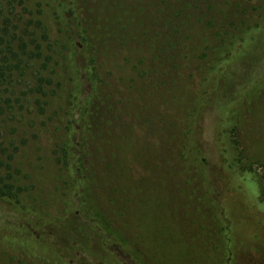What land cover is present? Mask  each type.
<instances>
[{
  "label": "trees",
  "instance_id": "trees-1",
  "mask_svg": "<svg viewBox=\"0 0 264 264\" xmlns=\"http://www.w3.org/2000/svg\"><path fill=\"white\" fill-rule=\"evenodd\" d=\"M97 1L0 0V131L7 134L8 126L18 131L23 122L27 127L28 104L50 112L46 130L67 178L60 198L40 204L15 163L26 142L15 138L0 142V264H143L132 244L111 230L98 205L89 152L106 145L112 125L109 118L119 114L113 132L121 129V138L107 145L121 151L125 159L133 136L125 130L129 124L121 121L123 115L133 114L138 121L145 110H156L159 103L158 87L142 78L148 76L144 61L154 66L163 61L168 28L176 13L193 14L188 2L186 9L162 0L161 8L152 11L155 20L140 23L130 41L107 28L114 32L120 51H139L145 59L141 65L127 60L128 69L114 78L121 68L116 70L100 55L105 36L92 23L88 7ZM262 30L264 17L249 19L244 26L234 24L201 55H195L187 42L169 43L174 52L166 69L179 67L189 81L180 84L175 95L183 102L189 122H182L171 150L177 148V167L189 196L209 210L218 224L227 264H236L241 257L248 264H264L263 245L240 250L242 240L236 238V230L243 226L236 217L240 210L255 218V234L264 229V176L253 169L249 158L244 161L237 134L251 103L247 105L235 92L242 85L248 89L249 78L230 98L215 94L224 73L260 38ZM29 71L36 73V79L28 78ZM260 79L261 86L251 98L264 89L263 74ZM117 100L124 114L118 112ZM240 195L244 201L238 202Z\"/></svg>",
  "mask_w": 264,
  "mask_h": 264
},
{
  "label": "rangeland",
  "instance_id": "rangeland-1",
  "mask_svg": "<svg viewBox=\"0 0 264 264\" xmlns=\"http://www.w3.org/2000/svg\"><path fill=\"white\" fill-rule=\"evenodd\" d=\"M162 2V0H99L88 6L91 10L92 23L105 36L101 43L100 55H105L103 60L115 66L116 70L121 68L114 78L121 76V73L128 69L125 66L128 61L141 65L143 57L139 51L135 54L120 51V46L113 40L114 32L107 28L117 30L116 35L125 36L130 41L140 23L144 21L148 24L150 20L151 22L155 20L151 17L152 11H158ZM187 2L190 3L189 11L193 16L176 13L174 23L168 28L170 35L168 33V44H165V52L161 54L163 61L161 58L160 63L154 66L152 62L143 60L148 76L145 77L143 74L142 78L144 83L151 84V87L156 89L158 87L159 103L156 110L151 109L150 112L145 110L138 121L133 114L128 118L126 115H123V118L121 116V121L129 124V127L127 125L125 128L126 132L133 136L131 147H126L125 159H121L123 156H120L121 151H114L112 145L108 146L113 138L117 137V140L114 139L115 142L121 138V129L113 132L120 122L119 114L112 113L109 118L112 125L107 129L109 138H106V145L101 149L93 147L89 152L91 157L88 162H94L89 167L95 175L93 184L96 187L98 205L111 230L132 244L143 264L228 262V256L224 257L225 243L218 224L213 223L214 219L209 210L200 207L189 196L185 181L177 167V148L171 150L177 142L182 122H189L184 115L183 102L175 97L180 84L189 81L187 74L179 67L169 71L166 69L171 63L168 56H172L174 52L170 49L169 43L179 44L181 41L183 45L187 42L193 47L195 55H201L207 51L208 46L219 41L221 35L223 36L234 24L244 26L252 18L260 21V18L264 17V0H179L177 3L171 0V6H187L184 7L187 9L189 7ZM179 62L182 63L181 57ZM183 62L185 63V60ZM35 74L29 71L28 78L36 79ZM262 74L264 75V30L260 32V38L250 45L248 51L224 73L215 96L217 98L231 96L233 90L249 78V88L246 89L242 85L235 92V95H240L247 105L251 103L245 122L237 134L240 149L246 158L244 161L249 158L253 169L264 176V89L255 98H251L252 92L261 86ZM225 84H228L227 88ZM23 91L27 92V88ZM110 93L112 96V91ZM118 98L121 99V95ZM118 100V112L124 114V107L119 106ZM244 107L242 106V111ZM26 108L29 110L27 127L24 122V127L21 125L18 131L8 126L5 129L7 134L4 135L0 131V142L4 140L10 142L11 138L20 143L26 142L22 145L23 148L17 155L15 163L22 171L24 183L32 186L31 190L35 193L37 201L45 204L50 199L60 198L67 178L57 162L55 142L46 130L45 125L48 126L50 112L43 113L36 108L34 110L29 104ZM46 108L49 109L48 106ZM37 114L39 117L35 118ZM235 183H238V180H235ZM220 186H223L222 179ZM236 199L238 202L244 201L241 195ZM236 217L243 221L240 222L243 226L236 230V238L242 240L239 249L264 246V229L257 230V234L254 233L255 218L245 210H240ZM236 264H248V259L241 257Z\"/></svg>",
  "mask_w": 264,
  "mask_h": 264
}]
</instances>
